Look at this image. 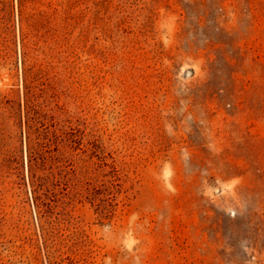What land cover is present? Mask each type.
<instances>
[{"label": "rangeland", "instance_id": "obj_1", "mask_svg": "<svg viewBox=\"0 0 264 264\" xmlns=\"http://www.w3.org/2000/svg\"><path fill=\"white\" fill-rule=\"evenodd\" d=\"M0 264H264V0H0Z\"/></svg>", "mask_w": 264, "mask_h": 264}]
</instances>
